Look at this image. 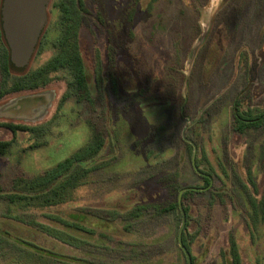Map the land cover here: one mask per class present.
Listing matches in <instances>:
<instances>
[{
	"label": "rangeland",
	"instance_id": "1",
	"mask_svg": "<svg viewBox=\"0 0 264 264\" xmlns=\"http://www.w3.org/2000/svg\"><path fill=\"white\" fill-rule=\"evenodd\" d=\"M11 1L0 124L47 128L0 126V264H188L183 189L193 264H228L231 239L241 264H264V124L241 133L235 118H264V0H45L22 65L3 27ZM53 63L45 88L13 89Z\"/></svg>",
	"mask_w": 264,
	"mask_h": 264
},
{
	"label": "trees",
	"instance_id": "2",
	"mask_svg": "<svg viewBox=\"0 0 264 264\" xmlns=\"http://www.w3.org/2000/svg\"><path fill=\"white\" fill-rule=\"evenodd\" d=\"M68 14V12H66ZM68 17V15H67ZM0 42L2 43V30H1V23H0ZM3 45V44H2ZM39 49H42V43H40ZM57 64H49L46 67L34 71L32 73L26 74L18 79V81L14 84L13 89L15 91H36L40 88H45L47 85L42 84V80L45 76L49 75L50 73L54 72V70L57 68ZM1 68H2V80H1V89L6 87L8 80L10 78V64H9V51L7 47L3 45L2 51H1ZM43 85V86H42ZM72 88L74 89L75 93L78 94L80 92L87 93L88 92V85L86 80V74L84 69L80 66L76 71L73 72V81L71 83ZM2 95H0L1 98ZM66 97H63L60 105L62 106L64 104V100ZM236 118V131L244 133L247 129L253 128V127H261L264 124V118L255 119L254 117L250 116L249 114L243 115L240 113H237L235 115ZM0 126L7 128L10 130L13 134H16L18 131L23 132H39L43 131L47 128V125L41 126V127H30L28 125H16L12 123H2ZM10 146L9 142L0 143V151L3 152ZM91 153V148L85 149L83 151L84 157L88 156ZM83 156H77L73 160L69 159L65 161L64 163L59 164L55 169L47 172L42 177L36 179L32 182V188H41L43 190L49 189L57 180L62 178L68 171L69 166L73 161H82L80 158ZM208 183L209 180L204 178ZM189 193V192H188ZM193 193V192H190ZM11 200H15V198H11ZM176 207L178 206L175 205ZM159 211V210H158ZM167 210H164L165 212ZM162 213V211H159ZM231 260L228 264H241L239 251L237 248V244L234 239H231ZM186 245V244H185ZM189 250V248H188ZM190 251V250H189ZM193 257H192V263H193Z\"/></svg>",
	"mask_w": 264,
	"mask_h": 264
},
{
	"label": "water",
	"instance_id": "3",
	"mask_svg": "<svg viewBox=\"0 0 264 264\" xmlns=\"http://www.w3.org/2000/svg\"><path fill=\"white\" fill-rule=\"evenodd\" d=\"M45 15V0H12L3 13L4 31L12 50L13 61L22 65L30 57L41 33ZM39 101H44L42 98ZM42 107L43 103H38ZM195 165V159H193ZM188 189H183L179 195V207L182 212V226L178 233V243L184 251L187 263H192V257L183 243V230L186 215L182 206V196Z\"/></svg>",
	"mask_w": 264,
	"mask_h": 264
},
{
	"label": "flooded vegetation",
	"instance_id": "4",
	"mask_svg": "<svg viewBox=\"0 0 264 264\" xmlns=\"http://www.w3.org/2000/svg\"><path fill=\"white\" fill-rule=\"evenodd\" d=\"M20 92H22V91H20ZM0 95H2L0 98V100H1L2 98H4L5 94L3 92H1Z\"/></svg>",
	"mask_w": 264,
	"mask_h": 264
}]
</instances>
